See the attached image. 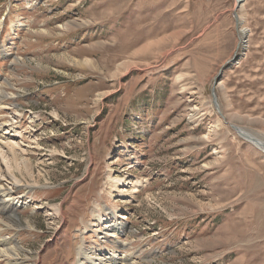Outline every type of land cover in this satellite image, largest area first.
Wrapping results in <instances>:
<instances>
[{
    "label": "rangeland",
    "instance_id": "1",
    "mask_svg": "<svg viewBox=\"0 0 264 264\" xmlns=\"http://www.w3.org/2000/svg\"><path fill=\"white\" fill-rule=\"evenodd\" d=\"M0 84L17 264H264V0H0Z\"/></svg>",
    "mask_w": 264,
    "mask_h": 264
},
{
    "label": "bare ground",
    "instance_id": "2",
    "mask_svg": "<svg viewBox=\"0 0 264 264\" xmlns=\"http://www.w3.org/2000/svg\"><path fill=\"white\" fill-rule=\"evenodd\" d=\"M240 1V0H239ZM238 2V1H237ZM237 18V17H236ZM243 30V29H242ZM9 96H6L2 90V86L0 84V110L1 108H4L3 105V101ZM3 126H6V128L4 129ZM235 127V126H233ZM4 129V133H2V130ZM9 128L7 127V125H5L3 122H0V137L6 139L4 136L8 135L11 133V131L9 130ZM239 136L247 139V141L249 140V142H251L252 144L257 143L259 145H262V149L264 151V141L262 142L260 139L256 138L255 136H253L251 133L249 132H243L241 130V128L239 129ZM17 137V134H13L10 135L9 138H15ZM9 141V140H8ZM14 142L16 141H9V145L10 147L14 146ZM261 142V143H259ZM2 143V142H1ZM26 142L24 141H19V143H15L19 146H24ZM12 144V145H11ZM256 144V145H257ZM255 145V144H254ZM255 145V146H256ZM257 147V146H256ZM13 159H17V155L16 153H13ZM20 157V156H19ZM18 160V159H17ZM23 163H26L25 159H23ZM29 166V165H28ZM119 182H121L122 180H118ZM5 193V194H4ZM23 198V194L19 195L15 198H13L11 196V193H9L6 190H1L0 188V215H6V222L4 223V225L7 228H12L13 224L15 222H12V220L14 219H18L19 216L17 215L18 212V206L26 205V202H24L23 200H21ZM16 200V202H15ZM26 201V200H25ZM17 206V207H16ZM49 211V210H48ZM52 213H50V211L48 213H46V215H50ZM106 216V215H105ZM105 216L102 215L103 218H100V216H97V214H95L96 220H97V224L95 225H103V229H104V238H108V236H110L113 233H120L122 230H125V226L122 225L120 222H114V223H109L108 219L110 218H106ZM17 221V220H16ZM108 222V223H105ZM105 223V225H104ZM84 231V230H83ZM86 231L82 232V235L85 233ZM13 235H9L7 237H1L0 236V264H17L22 262L21 261V257H20V252L22 250V248L17 245V241L14 240V238H12ZM119 240L113 241V243H117ZM113 251V250H112ZM107 252V251H106ZM102 252V249H99V253H96L94 249L91 248H87L84 245V242L82 241L81 245L77 247L76 249V255L75 258L73 260V264H126L128 260H125V254L124 255H116L113 253H109V252Z\"/></svg>",
    "mask_w": 264,
    "mask_h": 264
},
{
    "label": "built area",
    "instance_id": "3",
    "mask_svg": "<svg viewBox=\"0 0 264 264\" xmlns=\"http://www.w3.org/2000/svg\"><path fill=\"white\" fill-rule=\"evenodd\" d=\"M235 1H239V0H235ZM243 43H244V41L242 40L241 43L237 47V50L236 51L238 53V56L241 55V51H244L245 44H243ZM244 54H245V52H244Z\"/></svg>",
    "mask_w": 264,
    "mask_h": 264
},
{
    "label": "water",
    "instance_id": "4",
    "mask_svg": "<svg viewBox=\"0 0 264 264\" xmlns=\"http://www.w3.org/2000/svg\"><path fill=\"white\" fill-rule=\"evenodd\" d=\"M212 96H213V99L215 101V92H214V90H212ZM234 129L236 130V132H239L237 127H234ZM259 143H261V142H259Z\"/></svg>",
    "mask_w": 264,
    "mask_h": 264
}]
</instances>
